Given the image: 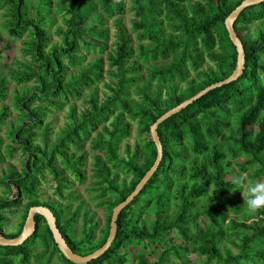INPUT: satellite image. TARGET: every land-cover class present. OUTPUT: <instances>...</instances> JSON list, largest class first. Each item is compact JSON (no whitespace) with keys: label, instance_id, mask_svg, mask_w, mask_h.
<instances>
[{"label":"trees","instance_id":"obj_1","mask_svg":"<svg viewBox=\"0 0 264 264\" xmlns=\"http://www.w3.org/2000/svg\"><path fill=\"white\" fill-rule=\"evenodd\" d=\"M243 1L130 0L129 30L128 0H38L35 14L32 0H0L10 41L24 39V56L9 67L3 53L12 47L0 48V134L11 116L4 105L9 85L22 88L13 94L18 116L5 131L12 143L0 135V166L23 156L22 170L9 166L0 178L2 236L19 237L29 210L44 206L75 253L103 247L114 208L157 159L151 126L235 71L238 53L225 21ZM54 8L63 20L55 31L59 43L51 36ZM235 30L245 49L243 74L159 126L161 164L120 214L111 248L90 264H264V210L249 212L233 182L242 173L264 178V2L246 8ZM79 100L86 105L80 111ZM65 107L68 122L54 134L55 120L48 119ZM87 144L93 153L87 192L106 212L102 228L72 188L73 178L87 181ZM47 174L56 199H41ZM20 208L18 230L6 233V214ZM35 222L24 244L0 246V264H55L56 256L74 264L46 219L36 215Z\"/></svg>","mask_w":264,"mask_h":264},{"label":"water","instance_id":"obj_2","mask_svg":"<svg viewBox=\"0 0 264 264\" xmlns=\"http://www.w3.org/2000/svg\"><path fill=\"white\" fill-rule=\"evenodd\" d=\"M264 0H244L226 19L225 25L226 29L229 33L230 39L234 46L236 47L238 56H237V64H236V69L233 72V74L227 78L224 81L215 83L206 89L202 90L200 93L197 95L193 96L192 98L184 101L180 105L176 106L175 108L169 110L167 113L162 115L150 128L151 132V137L157 147V159L153 166L150 168V170L146 173V175L143 177V179L140 181V183L137 185L136 189L133 191L131 195L128 196V198L118 204L112 214V219H111V224H110V233L109 237L107 239V242L103 247L95 251L94 253L88 255V256H82L77 253H75L72 248L69 246V244L66 242L64 236L62 235L60 229L57 226V221L52 213V211L44 206H35L32 207L29 212L28 216L23 228V231L21 235L17 238L14 239H8L0 233V246H11V247H16L20 246L25 243L35 232L36 230V222H35V216L36 215H41L43 216L47 224L53 234L54 240L56 244L58 245V248L60 249L61 253L65 256L66 259L71 261L74 264H90L93 260L98 259L102 255H104L113 245L115 238L117 236V231H118V219L122 211L129 206L134 199L140 194V192L143 190V188L146 186L148 181L152 178V176L156 173L158 170L161 161L163 159V145L159 136V126L171 118L172 116L180 113L182 110L187 108L189 105H191L193 102L198 100L199 98L203 97L206 95L208 92H210L213 89H216L218 87H221L225 84H228L230 82H233L237 80L244 72L245 69V49L243 46V43L241 39L239 38L236 30H235V22L241 15V13L248 7L258 5L263 3Z\"/></svg>","mask_w":264,"mask_h":264},{"label":"rangeland","instance_id":"obj_3","mask_svg":"<svg viewBox=\"0 0 264 264\" xmlns=\"http://www.w3.org/2000/svg\"><path fill=\"white\" fill-rule=\"evenodd\" d=\"M32 3L34 4L35 8L33 9V14L36 13V7L38 6V0H32ZM55 5L58 7L59 3L57 1H54ZM130 7H131V2L130 0H128L127 3V13L124 16L125 18V23L128 27L129 30H131L132 24L131 22L134 20V13L130 11ZM4 10H0V48H2L3 46L10 44L11 45V49H6L5 52L3 53V59L4 61L7 63L8 67L11 65V61L15 58H22L24 56L23 52H22V48H23V40H18L15 43L10 41V38L7 34V32L3 29V23L5 21L4 19ZM51 17H54L56 19V23L55 26H53L51 28V36H52V41L53 43H59L60 42V38L56 35L55 31L56 28L60 25H62L63 20L60 14H57L56 9H53V12L51 14ZM112 20L109 21V27L111 29V35H110V40H109V48L108 51H110L113 48V42H114V33L115 30L113 28L112 25ZM94 57L92 55H88L87 56V60H91ZM104 58L106 59V54L104 55ZM8 67H3V72L5 73V75H8ZM105 69H108V62L106 61L105 64ZM18 90L19 92L22 91V88L17 86L15 83L11 82L9 85V97L8 100L5 102L4 105L12 107L11 108V116L9 118V120L7 121L6 125L4 126L2 132H1V136H3L5 144H9L12 143L11 140H9L7 138L6 135V130L9 128V126L11 125V123H13L17 116L18 113L17 111L14 109V107L12 106L14 99H13V94L14 92ZM103 89L102 87H100V93H102ZM77 108L78 110H82L86 108V105L84 104L83 100H79L77 101ZM48 120H55V124L53 125L54 128V134L57 133L60 129L64 128L66 123L68 122L67 120V107H65V109L60 112V113H55L53 116H51V118H49ZM136 139V131H134L132 133L131 138L129 139L128 142H130L131 144L134 143ZM90 144H87L85 149L88 150L90 152ZM92 152L89 153V158H88V165H87V181L84 184H81L78 180H74V184L72 185V188L76 190V192H78L81 195V199L86 201V204L89 206L90 210L92 212L95 213V217L96 220H98L100 222L99 228H102L105 224H106V212L104 210V208L102 207H98L97 201H91L90 200V193L87 192V189L90 187V182L92 181L91 178V168H92V163H93V159L91 158L92 156ZM22 160H23V156L21 155V152H18L14 158L10 161H7L6 163H4L3 165L0 166V178L3 176L4 171H7V168L9 166L14 167V169L20 171L23 168L22 165ZM46 180L43 181L42 184V188L40 191L41 194V199L42 200H47V199H56L55 194H54V189L52 186V182L50 181V178H52V176L50 174L46 175ZM261 180H264L261 179ZM4 194V188L1 187L0 185V196ZM22 208L18 209L16 212L13 213H7L6 216L8 217V222L3 224V229L6 233H14L18 230V226L22 220ZM82 213L80 214V218H79V227L83 226V219H82ZM55 264H64L57 256L55 257Z\"/></svg>","mask_w":264,"mask_h":264},{"label":"clouds","instance_id":"obj_4","mask_svg":"<svg viewBox=\"0 0 264 264\" xmlns=\"http://www.w3.org/2000/svg\"><path fill=\"white\" fill-rule=\"evenodd\" d=\"M233 182L240 189L244 207L249 212L264 210V180L251 181L242 173L234 177Z\"/></svg>","mask_w":264,"mask_h":264}]
</instances>
